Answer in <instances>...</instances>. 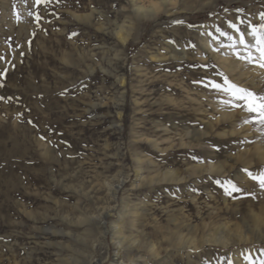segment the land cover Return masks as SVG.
<instances>
[{
	"label": "rangeland",
	"instance_id": "obj_1",
	"mask_svg": "<svg viewBox=\"0 0 264 264\" xmlns=\"http://www.w3.org/2000/svg\"><path fill=\"white\" fill-rule=\"evenodd\" d=\"M261 13L264 0H0V264H264L249 175L264 125L206 86L220 73L264 95V68L213 39Z\"/></svg>",
	"mask_w": 264,
	"mask_h": 264
},
{
	"label": "snow or ice",
	"instance_id": "obj_2",
	"mask_svg": "<svg viewBox=\"0 0 264 264\" xmlns=\"http://www.w3.org/2000/svg\"><path fill=\"white\" fill-rule=\"evenodd\" d=\"M48 2H50V0H34L35 5H42ZM152 10V8L140 9L141 12L145 13H149ZM260 19L264 20V13L260 14ZM174 23H179V21H174ZM227 23L228 27L237 34V39L234 40L232 34L220 29H217L218 36H214L213 39L226 36L229 40L233 41V44L229 45V47H234V55H236L238 59L249 64L256 63L261 68H264V23L253 25L251 22L240 17L237 18L235 23L231 21ZM241 25H245L246 27L241 29ZM72 35H75V33ZM0 59H3V57H0ZM202 67H208V65L205 64L202 65ZM216 75L218 79L216 81L209 80L206 86L228 94L230 100L225 101V103L241 108L249 114H253L251 121L246 120L245 123L255 121L264 125V95H257L251 90L239 87L220 73ZM41 139H43V137H41ZM193 159H195V157H193ZM249 175L253 180H258L259 186L264 188V170L259 174L249 173ZM233 190H235V188H233Z\"/></svg>",
	"mask_w": 264,
	"mask_h": 264
},
{
	"label": "bare ground",
	"instance_id": "obj_3",
	"mask_svg": "<svg viewBox=\"0 0 264 264\" xmlns=\"http://www.w3.org/2000/svg\"><path fill=\"white\" fill-rule=\"evenodd\" d=\"M163 1V3H165V2H167V0H162ZM158 5V6H157ZM159 6H160V4L159 3H151L150 5H149V7H145V6H142V5H138V6H136V11L139 13V14H141V15H147V14H150V13H153V12H155V11H157L158 10V8H159ZM141 8H152L153 10L151 11V12H149V13H145V12H141L140 11V9ZM86 17H89V16H86ZM115 34H116V36L118 37V39H120L122 42H124L125 40H126V38H127V36H128V34H129V28L128 29H125V28H123V26L122 25H117L116 27H115ZM206 40V39H205ZM203 41V40H202ZM207 44V43H206ZM203 46V45H202ZM207 47V46H206ZM206 47H204V48H206ZM203 48V49H204ZM208 48V47H207ZM211 50V49H210ZM208 51V50H207ZM204 52H206V51H204ZM209 53H210V51H209ZM214 54V53H213ZM213 54H209V55H211L212 57L214 56V57H216L217 59H219L220 61H222L224 58H222V55L220 56V55H213ZM226 60V59H225ZM234 61V60H233ZM222 63V62H221ZM238 63V61H234L233 62V65L235 66V65H238L237 64ZM229 69H232V67H229ZM209 167L211 168V164H209ZM211 170V169H210ZM168 174L169 172H165V174ZM113 181V180H112ZM120 183L121 182H119V184L117 185V186H115L114 188H113V190H112V196L113 197H115V194H116V190H117V188L119 187V185H120ZM103 186V185H102ZM110 189V188H109ZM108 191V190H107ZM109 196V195H108ZM104 204V203H103ZM105 205V204H104ZM107 206V205H106ZM115 206V205H114ZM98 207V206H97ZM106 208V207H105ZM112 209V208H111ZM107 215H108V212L107 211H105L102 215H100V218L102 219V220H105V218L107 217ZM95 217V216H94ZM92 218V217H91ZM96 223V222H95ZM106 223V222H105ZM81 224V223H80ZM97 225V224H96ZM108 225H109V223H108ZM112 225V224H111ZM104 226V225H103ZM113 226V225H112ZM108 227V226H107ZM110 228H112V227H110ZM104 229V228H103ZM103 231H105V230H103ZM112 232V231H111ZM120 232V231H119ZM121 233V232H120ZM104 234V233H103ZM110 234V233H109ZM112 234V233H111ZM110 234V235H111ZM119 234V233H118ZM120 235V234H119ZM106 236V235H105ZM121 238L118 240L117 238V244L118 245H121L122 244V242H123V240L125 239V237H124V235H122V236H120ZM213 237V236H212ZM191 240L190 241H192L193 240V238H190ZM203 240V239H202ZM206 240H209V238L208 239H206ZM212 241H215V242H220L222 245H226L227 244V240L225 239V238H223V237H220V238H215L214 240L213 239H211ZM195 242V241H194ZM194 242H191V244H192V246H194L193 244H194ZM116 243V242H115ZM189 243V242H188ZM132 244V243H131ZM115 258L116 257H119V254H121V253H119V251L118 250H115ZM83 255V254H82ZM86 256V255H85ZM89 257V256H88ZM91 257V256H90ZM91 259V258H90Z\"/></svg>",
	"mask_w": 264,
	"mask_h": 264
}]
</instances>
